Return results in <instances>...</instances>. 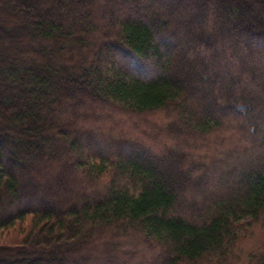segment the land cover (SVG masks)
Instances as JSON below:
<instances>
[{
  "label": "trees",
  "instance_id": "16d2710c",
  "mask_svg": "<svg viewBox=\"0 0 264 264\" xmlns=\"http://www.w3.org/2000/svg\"><path fill=\"white\" fill-rule=\"evenodd\" d=\"M63 1L0 0V264H264V0L31 14ZM99 100L158 134L95 119ZM174 138L184 160L142 155Z\"/></svg>",
  "mask_w": 264,
  "mask_h": 264
},
{
  "label": "rangeland",
  "instance_id": "374dc122",
  "mask_svg": "<svg viewBox=\"0 0 264 264\" xmlns=\"http://www.w3.org/2000/svg\"><path fill=\"white\" fill-rule=\"evenodd\" d=\"M85 1V0H83ZM82 1V2H83ZM81 3V2H80ZM50 2V5H49V2H46V6L44 5V9H40L41 7H39V3L37 4H32V8L30 9L31 11V14L34 18H36L39 22H41V13H44V11H47L46 14L51 17V18H57L58 17V14L60 12H62L66 6H69L70 5V1L69 0H65L63 2H61V4H53ZM124 7V6H123ZM120 10L121 12L125 11V7ZM120 13V12H119ZM84 16V14L81 12L78 16H77V19L79 20V22H76L75 20H72V27H68V28H65V30H71V29H74L75 31L77 29H82L83 27V20L82 17ZM42 23V22H41ZM102 29V27H100ZM12 35L15 37V39H17L18 37V33L17 32H12ZM3 36L2 34H0V40L2 39L3 40ZM29 36L26 35L25 37V40L30 46L33 47V50L34 49H41L40 47L44 46V45H40V46H37L36 44H34V42L30 41L28 39ZM34 41V40H33ZM25 42V43H26ZM35 42H39V41H35ZM24 43V42H22ZM22 43H14L13 44V47H12V52L16 53L20 50V44ZM39 45V44H38ZM57 46H63L64 47V44H62L60 41H53L50 46H49V53H53V51L55 50V48ZM45 47V46H44ZM181 50V46L180 45H176V46H173L172 49H171V53H176L178 50ZM116 56V58H119L120 61L125 60V65H131V62H130V59H128L125 55H120L118 53H115L114 54ZM209 69H212L211 67H209ZM181 72V71H180ZM151 73V72H150ZM149 73V74H150ZM184 81V85L187 86V83ZM189 83V82H188ZM210 86V84H209ZM71 86L67 85L66 87H64L62 90H66V91H71L73 92V94L78 97L79 96V93L77 92L76 89H73L72 87L70 88ZM242 101H246L245 98L242 100ZM97 106L99 107V113L102 112L104 114V116H102V113L99 114V115H94V118L97 119V118H103V122L107 123L108 126H114L115 128H120L122 126H125L127 128H131L132 126L135 127V131H138V132H141L144 134V136H147V138L149 137H155L157 134H158V130L160 129V126H156L153 125V126H148L146 125L145 123L141 122L140 123V120L139 118L137 117H130L128 114H120V113H115V112H111V109L109 110L108 106L102 101V100H99V102L97 103ZM74 108V107H73ZM210 111H214V108L212 107H205V110L203 112V114H208L210 113ZM46 121L49 125V129L47 130V134L49 135H53L55 134V130L53 128V123H54V119L53 117L51 116L50 113H48L46 116ZM200 117V115H199ZM72 117H68V119H71ZM111 122H116V126L114 123L112 124ZM58 125H60V123H57ZM180 126V125H179ZM164 131H166L164 128H163ZM134 131V132H135ZM167 132V131H166ZM152 140V139H150ZM213 140L212 138H210V142H212V145H213ZM176 141V138H174L173 140H170V141H166L164 140L162 145H160L158 147V151L159 153H153L152 150H150L148 147H145L143 148L141 151L143 152L142 155H145L146 157H148V159H151V160H160V161H167V162H174V161H182L184 160V158H186V153L184 152L183 149L181 150H178L175 146H174V143ZM216 145V144H215ZM219 147V146H218ZM222 151H226L225 149H222ZM223 153V152H222ZM185 156V157H184ZM33 160H35V158H33ZM194 162L192 161V166L191 167H194L196 166L195 164H193ZM9 167V166H7ZM49 199V198H48ZM54 200V199H53ZM52 198H50V200L46 201L45 200H36L34 202H31L29 205H31L32 207H46V206H49V205H54V204H50L52 201ZM189 208L190 206H180L179 208H177L178 210L184 212V213H189L190 214V211H189ZM75 264H79V263H75Z\"/></svg>",
  "mask_w": 264,
  "mask_h": 264
}]
</instances>
